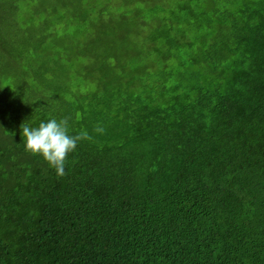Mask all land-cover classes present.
<instances>
[{
    "label": "trees",
    "instance_id": "16d2710c",
    "mask_svg": "<svg viewBox=\"0 0 264 264\" xmlns=\"http://www.w3.org/2000/svg\"><path fill=\"white\" fill-rule=\"evenodd\" d=\"M190 1L0 0V264H264V0Z\"/></svg>",
    "mask_w": 264,
    "mask_h": 264
},
{
    "label": "clouds",
    "instance_id": "9594fccd",
    "mask_svg": "<svg viewBox=\"0 0 264 264\" xmlns=\"http://www.w3.org/2000/svg\"><path fill=\"white\" fill-rule=\"evenodd\" d=\"M68 128L66 118L59 121L51 118L47 122H40L37 127H30L24 123L22 127L24 150L34 156H41L48 166L55 170L58 177L66 174V160L69 153L75 151L78 142L92 139L87 131L74 136L69 135ZM93 131L103 135L105 128L98 124Z\"/></svg>",
    "mask_w": 264,
    "mask_h": 264
},
{
    "label": "rangeland",
    "instance_id": "374dc122",
    "mask_svg": "<svg viewBox=\"0 0 264 264\" xmlns=\"http://www.w3.org/2000/svg\"><path fill=\"white\" fill-rule=\"evenodd\" d=\"M186 1H189L188 3L190 4V6H192L193 9H196V10H199V11L202 10V13L205 12V11H210V9L207 8L206 5L203 2H201V3L199 2V5L198 6H194L191 3L190 0H186ZM142 2H145V1H142ZM171 2H172L173 6L175 8L174 10L178 13L179 12V8L176 7L177 6V0H176V2H175V0H171ZM222 10H223V8L222 7H219L218 14L221 15V16L224 15V13H223ZM163 13H165V12H163ZM200 15H201V13H200ZM187 16L188 17H192V15H190V14L187 15ZM185 19H187V18H185ZM183 21L186 22V23H191V22H187L185 20H183ZM192 25H194V24H192ZM184 26L185 27H183V29H182V31H180L179 35L181 34L183 36H187L188 37V41H193V43H197V44H200V45H203V43H205V42H209V38L208 37H205V36L203 37L202 35H200L199 33H197L195 31V28H192L191 25H184ZM207 27H209V26H207ZM195 36H197V37H195ZM188 41H186V42H188ZM158 42H159L158 44H160L162 46L164 45L162 39H159ZM145 45L147 46L148 44H145ZM185 45H187V44H185ZM198 53H199L198 47L196 45H192V50H191L189 56L190 57H196Z\"/></svg>",
    "mask_w": 264,
    "mask_h": 264
}]
</instances>
